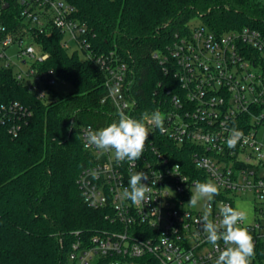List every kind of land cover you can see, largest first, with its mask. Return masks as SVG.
<instances>
[{
    "label": "built area",
    "instance_id": "obj_1",
    "mask_svg": "<svg viewBox=\"0 0 264 264\" xmlns=\"http://www.w3.org/2000/svg\"><path fill=\"white\" fill-rule=\"evenodd\" d=\"M74 14L66 0H0L1 67L12 69L39 98H50L45 86L55 89L60 81L53 70L37 75L39 65L50 57L38 39L58 32L65 50L104 72L113 122L118 110L138 119L127 63L115 51L92 50L88 29ZM154 58L166 84L157 83L154 106L144 113L150 117L159 110L167 131L160 134L147 124L150 133L135 167L117 162L114 152L86 146L89 128L109 124L88 125L80 132L91 158L76 183L85 205L103 213L108 227L79 237L72 245L70 264H214L219 252L207 242L198 221L209 209L210 219L218 220L222 203L236 208L248 195L253 215L241 226L254 239L251 264H264V35L250 27L217 35L200 23ZM30 116L17 102L0 107V125H8L14 136ZM233 127L244 138L230 149L226 141ZM185 153L188 161L176 160ZM139 171L148 174L142 183L151 191L147 204L134 205L123 192L130 175ZM209 180L218 185L219 195L211 201L201 199L198 207L187 204L195 182Z\"/></svg>",
    "mask_w": 264,
    "mask_h": 264
},
{
    "label": "trees",
    "instance_id": "obj_2",
    "mask_svg": "<svg viewBox=\"0 0 264 264\" xmlns=\"http://www.w3.org/2000/svg\"><path fill=\"white\" fill-rule=\"evenodd\" d=\"M66 1L87 27L90 48L100 54L115 51L127 63L138 119L154 106L157 83L166 84L154 53L190 35L193 20L217 35L245 27L264 35V0ZM61 42L58 32L40 36L38 43L50 57L37 75L53 70L73 87L69 93L45 86L50 98L41 99L0 65V107L17 102L31 113L17 136L0 125V264H70L79 237L108 227L103 213L85 205L76 183L91 158L81 143L82 128L113 122L105 74Z\"/></svg>",
    "mask_w": 264,
    "mask_h": 264
},
{
    "label": "clouds",
    "instance_id": "obj_3",
    "mask_svg": "<svg viewBox=\"0 0 264 264\" xmlns=\"http://www.w3.org/2000/svg\"><path fill=\"white\" fill-rule=\"evenodd\" d=\"M118 119L99 130L89 128L85 133L86 146H94L103 152H114L117 162L127 161L131 167H135L145 150L146 141L149 136L147 124H152L165 134V116L159 110L144 113L140 119L133 118L122 110L117 112ZM244 138V133L233 127L227 138V146L233 149ZM201 165L197 163V167ZM179 165L174 166V168ZM173 168V169H174ZM143 181L148 180V174L142 171L133 172L128 181V187L124 189L123 195L134 205L147 204L149 197L147 193L151 187ZM183 180V179H182ZM195 191L191 194L187 204L196 207L198 202L207 198L211 201L214 196L219 195V187L212 181L195 182ZM220 218L216 221L210 219V209L205 211L199 219L206 240L219 252L214 264H251L254 259L255 243L248 230L242 227V223L248 217V211L243 206L233 208L229 204H221L219 209ZM223 242V249L220 248Z\"/></svg>",
    "mask_w": 264,
    "mask_h": 264
},
{
    "label": "rangeland",
    "instance_id": "obj_4",
    "mask_svg": "<svg viewBox=\"0 0 264 264\" xmlns=\"http://www.w3.org/2000/svg\"><path fill=\"white\" fill-rule=\"evenodd\" d=\"M201 22L198 19L193 20V22L191 23L192 27H194L195 25H199ZM73 52V50L70 51V53ZM30 62V61H29ZM55 89L61 93V94H66L69 93L71 91H73V87L68 84V83H63L60 82ZM202 201V200H201ZM252 200H251V196H247L245 198V200H243V202H240L239 206H243L247 211H248V217L247 220H250L252 215H253V208H252ZM199 206V204H197V207Z\"/></svg>",
    "mask_w": 264,
    "mask_h": 264
},
{
    "label": "water",
    "instance_id": "obj_5",
    "mask_svg": "<svg viewBox=\"0 0 264 264\" xmlns=\"http://www.w3.org/2000/svg\"><path fill=\"white\" fill-rule=\"evenodd\" d=\"M7 7V6H6Z\"/></svg>",
    "mask_w": 264,
    "mask_h": 264
}]
</instances>
